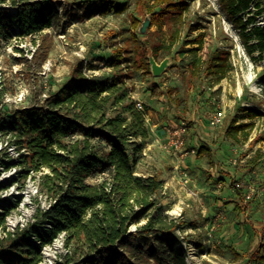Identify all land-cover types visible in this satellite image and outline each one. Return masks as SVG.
Returning <instances> with one entry per match:
<instances>
[{"label": "rangeland", "instance_id": "374dc122", "mask_svg": "<svg viewBox=\"0 0 264 264\" xmlns=\"http://www.w3.org/2000/svg\"><path fill=\"white\" fill-rule=\"evenodd\" d=\"M55 1L59 3L60 21L33 34H23L18 22L1 20L0 13V212L10 208L5 228L0 229V240L7 233L17 241L25 238L39 250L38 264H66L64 234L52 244L41 240L51 223L42 217L49 201L39 184L51 170L44 166L35 171L29 165V150L17 137L13 111L44 104L69 79L79 59L84 61L83 70L89 78H117L133 101L143 103L149 135L130 143V152L136 158L135 175L157 174L162 179L159 201L168 219L180 223L175 235L186 251L187 264H258L239 257L257 242L249 224L257 229L264 226V51L251 52L243 44L240 31L231 24L218 0H184L188 9L181 22L178 16H167L161 26L150 25L145 34L140 32L142 25L136 28L133 22L138 19L144 23L150 17L144 4L152 5L153 0H113L115 6L109 12L94 9V3L100 0ZM124 6L126 11L119 13L118 9ZM4 9L11 16L19 12L12 0L0 2V10ZM258 17L257 21L264 22V13ZM199 33L206 34L203 57L218 49L230 54L231 70L220 83L213 76L201 81L190 79L189 65L194 54L189 49L193 46H185V42ZM135 35L158 53L159 64L170 60L162 75L156 77L138 69ZM152 82L163 90H173L171 96L178 100L182 115L199 124L195 134L184 121L188 131L183 136L184 148L194 149L195 154L183 155L186 151L174 148L177 136L172 133L178 127L174 123L183 121L167 117L164 102L150 97ZM246 109L261 113L252 121L253 128L239 133L236 140L226 137V123L235 115H245ZM243 122L251 120L246 118L239 123ZM83 138V132L77 130L72 140ZM200 144L212 149L217 169L211 168L207 156H198ZM138 148L140 151L135 153ZM220 168L242 187L247 209L241 216L235 209L238 199L230 189V179L221 176ZM101 180L100 177L88 182ZM29 186L33 195L26 200L24 193ZM177 208L179 215L170 213ZM13 216L20 222L11 227L8 218ZM260 235L264 243V236ZM57 240L60 246L55 259L47 262L44 250ZM18 253L23 255L20 250ZM261 254L264 255V247Z\"/></svg>", "mask_w": 264, "mask_h": 264}, {"label": "trees", "instance_id": "16d2710c", "mask_svg": "<svg viewBox=\"0 0 264 264\" xmlns=\"http://www.w3.org/2000/svg\"><path fill=\"white\" fill-rule=\"evenodd\" d=\"M153 2L152 5L144 4L151 26H161L167 16L173 19L178 16L181 22L188 9L184 0ZM218 2L231 24L240 31L243 44L251 52L253 49L264 51V26L257 24L258 16L264 13V0ZM12 4L18 5L19 12L11 16L7 9L0 10L1 20L18 22L23 34L42 31L60 21L59 3L55 0H12ZM114 6L113 0L94 3V9L102 8L105 12ZM252 7L256 10L253 11ZM126 9L124 6L118 12L123 13ZM133 24L138 28L143 22L134 19ZM205 38V33H199L185 42V46H193L189 49L194 54L189 65L190 79L201 81L213 76L216 83H220L231 70L230 54L218 49L203 57ZM252 41L254 43H250ZM134 42L138 51V69L152 74L149 53L153 48L150 49L141 36L135 35ZM152 55L158 62V53L154 49ZM120 60L122 58L118 62ZM83 64V60H77L69 79L51 93L44 104L13 111L15 130L19 132L17 137L29 150L26 159L29 165L35 171L44 166L51 170L41 177L39 184L47 200L55 201L42 214L44 220L51 223L48 234L41 237L42 243L52 244L64 234L68 249L66 264H187L186 251L175 235L180 223L168 219L159 201L162 179L157 174L135 175L136 158L129 146L132 140L149 135L146 110L136 107V102L119 79H91L84 73ZM172 92L161 89L156 82L151 83L150 97L164 102L165 114L187 122L189 130L198 134L195 122L188 121L177 108L179 103L171 96ZM245 112V115H235L226 123V137L236 140L239 133L253 128L252 121L261 115L255 109H246ZM246 118L251 122L239 123ZM77 130L83 132L84 138L74 141L72 138ZM139 151V148L134 150L135 153ZM197 154L207 156L211 168L217 167L208 145L202 144ZM220 170L221 176L229 177L230 189L237 196L235 209L238 215L245 214L247 205L240 183L229 172ZM100 177L99 182H88ZM9 212V207L0 212V229L5 228ZM249 227L257 242L239 258L246 259L247 263L264 264V255L261 254L264 243L260 235L264 236V226L257 229L250 223ZM24 244L26 246L21 247ZM8 245L11 247L6 249ZM40 261L39 250L25 238L17 241L7 233L0 240V264H38Z\"/></svg>", "mask_w": 264, "mask_h": 264}, {"label": "bare ground", "instance_id": "6f19581e", "mask_svg": "<svg viewBox=\"0 0 264 264\" xmlns=\"http://www.w3.org/2000/svg\"><path fill=\"white\" fill-rule=\"evenodd\" d=\"M263 68H264V62H263ZM25 196H26V200H30L31 199V197H32V195H33V193H32V189H31V186H29L28 188H27V190L25 191ZM171 214H177V215H179L180 214V209L179 208H177V209H174L173 211H171L170 212ZM20 222V219L18 218V217H15V216H13V217H9L8 218V224H9V226H11V227H14L16 224H18ZM58 240L54 243V245L52 246V247H47V248H45V250H44V256H45V258H46V260H47V262L49 261L50 262V260H53V259H55V253H56V251H57V249L59 248V244H58Z\"/></svg>", "mask_w": 264, "mask_h": 264}, {"label": "built area", "instance_id": "2783aa9c", "mask_svg": "<svg viewBox=\"0 0 264 264\" xmlns=\"http://www.w3.org/2000/svg\"><path fill=\"white\" fill-rule=\"evenodd\" d=\"M260 19V18H259ZM257 24L259 25V26H264V22H261V21H258L257 22ZM252 27V26H251ZM136 107L138 108V109H140V110H143L144 109V106H143V103L140 101V100H138V99H136ZM217 121H220V119H218L217 118ZM185 132H186V127H185V124H182L179 128H178V130H177V135H178V138L173 142V146H174V148L176 149V150H178V151H186L185 153H183V155H187V154H189L190 152H192V153H194L195 152V150L193 149V150H191V151H187L184 147H185V141H184V139H183V135L185 134ZM55 203V201H51V202H49V204H48V206H47V209H49L51 206H52V204H54ZM1 236V235H0ZM63 236H61V238H62Z\"/></svg>", "mask_w": 264, "mask_h": 264}, {"label": "water", "instance_id": "95a60500", "mask_svg": "<svg viewBox=\"0 0 264 264\" xmlns=\"http://www.w3.org/2000/svg\"><path fill=\"white\" fill-rule=\"evenodd\" d=\"M151 25V19L147 18L145 22L142 24L140 28V32L142 34H145L149 26ZM149 64L151 68V73L158 77L162 75L170 66V60L169 59H164L163 61L160 62V64L154 59L153 55L149 54ZM134 230V229H132Z\"/></svg>", "mask_w": 264, "mask_h": 264}, {"label": "crops", "instance_id": "0c3cea01", "mask_svg": "<svg viewBox=\"0 0 264 264\" xmlns=\"http://www.w3.org/2000/svg\"><path fill=\"white\" fill-rule=\"evenodd\" d=\"M164 108H165V106H164ZM164 112H165V109H164ZM167 117L168 116H170L169 114H165ZM172 115H173V113H172ZM174 116V115H173ZM173 118V117H172ZM178 121V120H177ZM180 122V121H179ZM182 124H184V122H181V123H179V125H177L176 123H174V125L175 126H178V127H176V129L173 131V133H172V135L173 136H177V138H178V135H177V130H178V128L182 125ZM155 128H156V125L155 126H153V128H152V130H153V132H155ZM194 128L197 130V132H198V130L200 129V126H199V124H195L194 125ZM183 136H185V134L183 135ZM192 150V149H191ZM196 152V151H195ZM195 152L193 153V154H195ZM196 157V156H195ZM197 158V157H196ZM216 169L218 168V167H215ZM221 169V168H220Z\"/></svg>", "mask_w": 264, "mask_h": 264}]
</instances>
